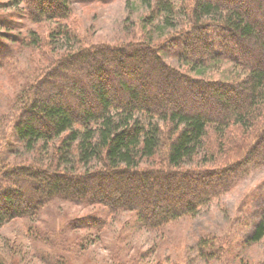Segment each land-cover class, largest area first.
<instances>
[{"label": "trees", "instance_id": "trees-1", "mask_svg": "<svg viewBox=\"0 0 264 264\" xmlns=\"http://www.w3.org/2000/svg\"><path fill=\"white\" fill-rule=\"evenodd\" d=\"M2 2L28 22L53 25L45 39L35 31L14 35L11 13H0V64L7 66V42L45 59H34L0 118L1 128L33 154L24 162L6 159L0 138V225L60 199L133 212L142 226L160 229L264 166V0H141L144 22L182 17L171 35L117 44L79 40L77 48L55 53L56 42L79 39L66 23L68 0ZM221 62L241 75L202 76ZM199 153L203 162L185 165ZM263 235L260 220L251 239ZM228 243L227 234L203 235L199 253L217 259Z\"/></svg>", "mask_w": 264, "mask_h": 264}, {"label": "rangeland", "instance_id": "rangeland-1", "mask_svg": "<svg viewBox=\"0 0 264 264\" xmlns=\"http://www.w3.org/2000/svg\"><path fill=\"white\" fill-rule=\"evenodd\" d=\"M68 1L72 14L66 23L78 33L79 39L56 42L52 45L53 53L77 48L79 40L86 44H117L143 38L160 41L171 35L172 25L176 27L182 19L176 14L169 24H164L158 15L153 21L144 22L147 9L141 0ZM0 13H11L16 27L9 33L14 35L35 31L45 39L47 29L53 25L28 22L14 9L0 7ZM7 44L11 52L2 62L7 66L0 64V118L23 78L31 72L34 59L41 58L25 45ZM162 56L171 65L187 69L173 55L162 53ZM39 60L41 64L45 59ZM204 74L211 79H224L240 76L241 72L221 62L206 66ZM1 127L4 157L16 162L31 159L32 152L16 142L9 129ZM39 156L48 158L45 151ZM203 161L199 153L185 165ZM95 164L92 161L88 166ZM85 217L101 223L79 227L78 221ZM260 220L264 221V166L249 171L229 192L193 216L155 230L142 226L133 212L111 213L100 205L53 199L33 217L16 218L0 225V264H264V235L257 241L251 239ZM225 234L229 243L222 256L206 260L200 255V237Z\"/></svg>", "mask_w": 264, "mask_h": 264}]
</instances>
